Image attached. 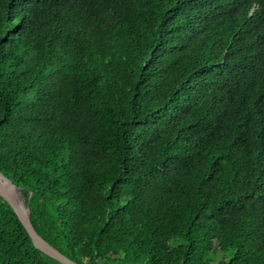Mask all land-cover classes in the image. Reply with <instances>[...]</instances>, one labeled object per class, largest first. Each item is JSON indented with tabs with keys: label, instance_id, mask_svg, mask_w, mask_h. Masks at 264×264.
<instances>
[{
	"label": "trees",
	"instance_id": "1",
	"mask_svg": "<svg viewBox=\"0 0 264 264\" xmlns=\"http://www.w3.org/2000/svg\"><path fill=\"white\" fill-rule=\"evenodd\" d=\"M0 172L77 264H264V0H0Z\"/></svg>",
	"mask_w": 264,
	"mask_h": 264
},
{
	"label": "water",
	"instance_id": "2",
	"mask_svg": "<svg viewBox=\"0 0 264 264\" xmlns=\"http://www.w3.org/2000/svg\"><path fill=\"white\" fill-rule=\"evenodd\" d=\"M17 192L21 194V190L14 186L12 182L8 180L5 176H3L0 172V197H2V199L10 205L14 213L17 215L22 226L31 238L34 246L39 251H41L48 257L56 260L60 264H77L71 261L66 256L62 255L56 249H54L50 244H48L35 232L29 218V210L27 205L25 204V197L21 194V198L24 201V204L22 205L20 199L16 194Z\"/></svg>",
	"mask_w": 264,
	"mask_h": 264
},
{
	"label": "bare ground",
	"instance_id": "3",
	"mask_svg": "<svg viewBox=\"0 0 264 264\" xmlns=\"http://www.w3.org/2000/svg\"><path fill=\"white\" fill-rule=\"evenodd\" d=\"M17 194V196H18V198L20 199V202L22 203V205L24 204V201H23V199L21 198V194L20 193H16ZM25 211V210H24Z\"/></svg>",
	"mask_w": 264,
	"mask_h": 264
}]
</instances>
